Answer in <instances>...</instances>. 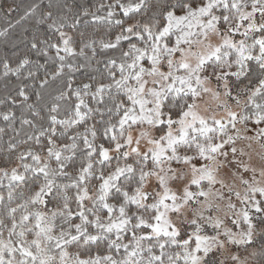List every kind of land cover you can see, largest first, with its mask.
Here are the masks:
<instances>
[{"label": "snow or ice", "instance_id": "obj_1", "mask_svg": "<svg viewBox=\"0 0 264 264\" xmlns=\"http://www.w3.org/2000/svg\"><path fill=\"white\" fill-rule=\"evenodd\" d=\"M89 15L119 33L76 40ZM30 17L46 28L24 37L26 53L15 67L5 58L0 76L19 81L6 99L32 129L18 140L9 123L0 264H264V0H113L80 12L49 0L0 36ZM98 48L120 56L77 83ZM204 94L223 116L201 114ZM96 114L108 146L88 125ZM0 118L16 120L11 109Z\"/></svg>", "mask_w": 264, "mask_h": 264}, {"label": "trees", "instance_id": "obj_2", "mask_svg": "<svg viewBox=\"0 0 264 264\" xmlns=\"http://www.w3.org/2000/svg\"><path fill=\"white\" fill-rule=\"evenodd\" d=\"M58 3L61 5L68 4L73 6L74 12H80L83 9L87 8L90 11L94 10L96 6H98L100 3H105L106 5L110 2H113V0H57ZM127 2V0H125ZM149 2H152V0H149ZM14 3L16 5H19L18 12H13L11 14H7L6 12L0 10V31H3L4 28L8 27V24H16V20L19 19L20 15H23V11L25 8H27L28 5L31 3H37L40 5V11L46 9L49 0H0V9H4L7 7L8 4ZM100 15H103L104 12L101 11L99 13ZM35 27H40L41 29L46 28V25H36L35 24V18L30 17L26 20H22L18 25H16L14 28H9L8 34L6 36H0V76L3 74V60L5 58L9 59L12 62V67H15V63L18 59V57H22L26 51H27V41L24 39L25 36H30L32 31ZM67 30V29H66ZM79 32H84L85 35L91 39H95L99 42V40L104 39H114L115 35L119 33V29L113 27L111 31H109V27L105 24H101L98 22L93 21L92 17L89 15L87 17L81 16V23L78 26V30L74 33H71L75 36L76 40H80ZM122 47L124 49L127 48V42H122ZM90 55V52H89ZM120 52L113 51V50H107V51H100L98 48V54L93 61V68L87 70V74H85V70H81V72L76 73L74 78L77 83H79L81 80H87L89 76L95 77L96 79H100L101 74L106 75V64L108 59L110 58H119ZM32 60H40V63H44L43 58H38L34 54H31ZM97 61H99L97 63ZM27 67L25 68V72L27 70ZM51 70V69H49ZM210 71V70H209ZM42 74V73H41ZM10 75V79H0V112L8 111L11 109L16 116V120L14 122H5L0 118V127L5 128L4 135L0 136V162L3 161V158L6 156V153L3 151V149H6L7 142L9 140V137L14 135V133L9 129V123H11V127L15 129L21 130V136L17 139H25V133H31L32 129H30L27 126H24L23 129H21L20 124V117L23 109L20 106H12L10 101L6 99L7 95L15 96V89L14 85L18 84L19 81L16 79L15 76ZM31 81H25V83H30ZM7 84V87L5 86ZM60 81L52 83L51 88L49 89L51 96L48 97L49 102L51 101V97L58 94L57 89L60 87ZM33 100H35V97H32ZM90 106L93 107H100L103 108V105H96L94 102L90 101ZM44 113H42L43 115ZM27 115V113H25ZM104 120H107V116L104 117ZM93 123L96 124L97 130H98V138L97 143L103 142L105 146H108L107 140L101 139V133L102 129L104 127L103 123L101 122V117L99 114H96L92 119L88 121V125H92ZM251 122L249 123V126H252ZM264 127V125H261ZM80 131H83V126L80 127ZM26 147V146H22ZM114 163V162H113ZM4 189H0V192H3ZM6 195V193H5ZM111 202V201H110ZM75 207V205H73ZM102 215H105V213H102ZM257 248H259V244H257ZM105 251L104 247L101 246L100 252L103 254ZM259 259V257H257Z\"/></svg>", "mask_w": 264, "mask_h": 264}, {"label": "rangeland", "instance_id": "obj_3", "mask_svg": "<svg viewBox=\"0 0 264 264\" xmlns=\"http://www.w3.org/2000/svg\"><path fill=\"white\" fill-rule=\"evenodd\" d=\"M238 38L239 37H237V39ZM177 58H178V54H177ZM209 86L213 87V88H216V82H215L214 79L209 83ZM219 90L221 92L223 91L222 88L219 89ZM216 103L217 102L212 99L211 94H204L202 100L200 101L201 114L210 116V115L213 114V110H215V114H216L217 118H220L221 116H223L224 115L223 110L215 108ZM205 107H208V109H209L208 112H204V108ZM234 110H238V109L234 108ZM238 127H240V126L238 125ZM255 127H256L255 125L249 126L250 129H253V131L249 132V135H254L255 134ZM261 127H263V126H261ZM134 135H135V133H134ZM245 143H247V142H245ZM254 148L257 151H259V145L254 144ZM244 159L247 160V157H244ZM259 162H260L259 161V157L254 154L252 163L255 164L258 167L259 166ZM244 175H245V178H249L251 174L250 173H245ZM259 178L260 177H259V175L257 173V179H259ZM216 187L219 188V185H217ZM237 190H239V191H241L243 193V186L237 184ZM225 192H226V190H225ZM226 195H227V192H226ZM232 199L237 204V207L239 208L240 207L239 201H236L235 196H233ZM222 204H223V202H222Z\"/></svg>", "mask_w": 264, "mask_h": 264}]
</instances>
